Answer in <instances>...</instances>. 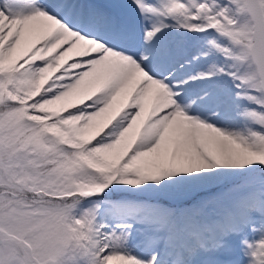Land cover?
I'll return each instance as SVG.
<instances>
[{"label": "snow or ice", "instance_id": "1", "mask_svg": "<svg viewBox=\"0 0 264 264\" xmlns=\"http://www.w3.org/2000/svg\"><path fill=\"white\" fill-rule=\"evenodd\" d=\"M0 264H264V0H0Z\"/></svg>", "mask_w": 264, "mask_h": 264}]
</instances>
